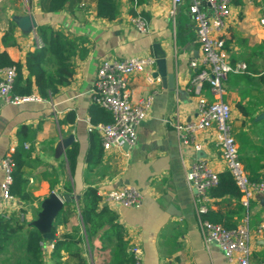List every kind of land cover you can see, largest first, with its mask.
I'll return each mask as SVG.
<instances>
[{"label":"crops","instance_id":"obj_1","mask_svg":"<svg viewBox=\"0 0 264 264\" xmlns=\"http://www.w3.org/2000/svg\"><path fill=\"white\" fill-rule=\"evenodd\" d=\"M41 0H0V54L7 53L15 63L25 64L40 38L37 28L50 26L70 36L84 38L88 53L72 58L74 75L70 84L59 87L56 94L42 102L10 105L0 101V184L3 179L2 159L14 149L24 153V172L30 201L16 197L23 230L15 233L3 246L36 229L43 203L50 195L73 197L71 212L59 213L50 229L55 240L74 232L83 235V256L88 264H110L116 245L115 234L106 225L89 241L80 216V201L88 188L98 194L126 185L138 187L143 204L125 208L102 201L116 214L127 241V252L138 248L141 264H239L228 261L216 243L206 244L200 221L207 212L224 216L237 226L248 220L250 229V264H264V195L250 201L245 208L241 200L225 196L210 198L207 211L197 212L195 191L186 181V172L202 159L218 174L227 171L221 151L215 142V129L198 132L195 142L201 151L181 142L175 124L193 122L197 118V99L189 90L195 70L193 60L202 58L196 24L189 13L192 0H147L133 6L129 0H118L119 15L113 20L97 16L95 0H81L72 10L56 13L40 9ZM148 16V32L139 33L131 22L130 10ZM231 16L224 32L226 50L231 63H244L247 71L229 74L223 81L222 100L232 110V132L240 159L248 174L263 179L264 175V0H233ZM36 22L31 30L24 19ZM159 43L167 57V73L175 74L170 89L162 76H155L158 65L152 45ZM150 57L155 63L144 72L129 77L133 103L153 97L147 118L137 127V139L129 149L114 147L104 150L91 110L97 71L105 59L125 60ZM151 74L154 83L146 80ZM203 95L214 100L205 88ZM76 148L73 167L68 152ZM248 167V168H247ZM102 198V197H101ZM70 203V202H69ZM67 204V203H66ZM64 204V206L66 205ZM241 206L243 207L241 209ZM2 205L0 198V216ZM55 228V232L52 228ZM42 235V233L40 232ZM43 236V235H42ZM44 239V238H43ZM23 248V247H22ZM43 261L51 259V243L42 242ZM8 258V257H7ZM69 254L63 252V261ZM13 261L12 255L4 259Z\"/></svg>","mask_w":264,"mask_h":264},{"label":"built area","instance_id":"obj_2","mask_svg":"<svg viewBox=\"0 0 264 264\" xmlns=\"http://www.w3.org/2000/svg\"><path fill=\"white\" fill-rule=\"evenodd\" d=\"M182 0H174L175 4ZM233 0H192L189 13L195 24L198 42L202 51L200 60H193L190 67L195 74L190 81L189 90L197 99V118L193 122L175 124L180 140L185 145H192L195 151H201L200 143L195 142L198 132L215 129V142L221 151L226 170L242 193L241 203L248 208L250 201L264 195V181L253 182L249 179L239 156L238 146L232 132V110L222 100L225 93L223 81L229 74H240L247 71L244 63H231L223 37L227 21L231 16ZM131 22L139 33L148 32L147 21L139 14L131 16ZM42 46V42L38 47ZM37 47V48H38ZM155 63L150 57H132L125 60L105 59L100 65L92 90L94 104L110 112L113 121L107 124H91L89 130H98L104 150L114 147H129L137 139V127L147 118L152 106L153 97L133 103L129 90V77L136 72H144ZM17 70L7 67L0 70V101L10 105L42 102L46 99L38 94L21 96L13 92ZM146 80L153 84L151 74ZM207 88L214 97L210 101L203 95ZM14 149L2 159L3 179L0 184L2 217H10L17 210L16 197L11 193L13 184ZM186 181L195 191V202L199 215L207 211L206 204L210 197L208 192L219 183V174L206 161H195L186 172ZM102 201L125 208H138L143 204L142 191L133 185L110 189L101 195ZM200 228L206 244L216 243L228 261L239 264H250L249 246L250 229L248 220H244L234 229H226L218 224L201 219ZM51 243V249H53ZM131 254L135 264H141L142 256L138 248H132Z\"/></svg>","mask_w":264,"mask_h":264},{"label":"trees","instance_id":"obj_3","mask_svg":"<svg viewBox=\"0 0 264 264\" xmlns=\"http://www.w3.org/2000/svg\"><path fill=\"white\" fill-rule=\"evenodd\" d=\"M80 1L41 0L39 6L44 12L56 13L66 9L72 10ZM95 1L97 4V16L99 18L113 20L119 15L118 0ZM129 1L133 6H141L147 2V0ZM130 14L135 16L137 12L132 8ZM139 14L145 20H148V16L145 13ZM37 35L42 42V46L28 53L24 65L13 62L7 53H1L0 70L7 67L16 68L17 77L13 89L15 94L26 96L36 93L43 99H49L57 93L59 87L70 84L74 75L72 58L77 53L80 57H84L88 53L87 48L83 45L86 39L71 38L64 32L46 25L37 28ZM91 115L93 124H107L113 121L112 114L96 104L91 110ZM75 154L76 148L68 152L71 168L74 164ZM12 159L14 171L11 193L21 201H30L31 197L26 188L23 151L17 149L12 154ZM251 172L254 173L253 175L252 173L249 174L251 181H264V175L262 179L259 175H256V170L251 169ZM208 196L210 198H224L228 196L241 200L242 193L235 184L232 175L228 171H225L219 174V183L216 187L209 190ZM101 203L102 198L95 188H88L80 201V216L87 239L90 241L97 234L98 230L108 225L116 237V245L110 264H135L133 255L127 252L128 245L125 233L122 227L115 223L116 214L109 210L108 207H102ZM72 204L68 202L60 213L71 212ZM19 217L13 219L12 216L8 218L0 216V245L7 242L15 233L23 230ZM202 219L221 225L226 229L237 227L236 224L225 221L224 216L212 212L205 213ZM55 228H52L53 232H55ZM43 240V236L39 231L36 229L28 230L24 264H46L43 261ZM83 243V235L79 232H74L63 239L54 240V247L51 253V259L54 264H88L83 256ZM63 252L69 254V258L65 262L63 261Z\"/></svg>","mask_w":264,"mask_h":264},{"label":"water","instance_id":"obj_4","mask_svg":"<svg viewBox=\"0 0 264 264\" xmlns=\"http://www.w3.org/2000/svg\"><path fill=\"white\" fill-rule=\"evenodd\" d=\"M24 23L26 24L25 28L27 30H31L32 28L36 27V22L33 20L32 22L29 18L24 19ZM154 57L156 59L158 65V72L155 73V76H162L163 82L168 83L170 89H173L175 86V74L174 73H167V57L166 53L162 50L161 45L159 43H155L152 45ZM261 117H264L262 115ZM124 149H129V145L125 144L123 146ZM73 197L69 195H57L52 194L48 199H46L43 203V211L40 216L39 223L37 227L39 228L40 232L43 235V238L53 243L55 240V235L50 232V229L53 225V222L57 215L62 211L64 204L71 202Z\"/></svg>","mask_w":264,"mask_h":264},{"label":"rangeland","instance_id":"obj_5","mask_svg":"<svg viewBox=\"0 0 264 264\" xmlns=\"http://www.w3.org/2000/svg\"><path fill=\"white\" fill-rule=\"evenodd\" d=\"M23 249L24 239L21 236H15L13 241L3 246V251L0 253V264L4 259H9V254L12 255L13 261L3 264H24L25 257L21 253Z\"/></svg>","mask_w":264,"mask_h":264}]
</instances>
